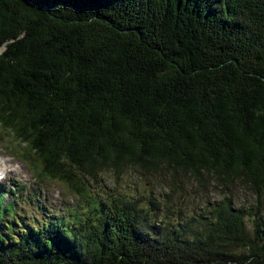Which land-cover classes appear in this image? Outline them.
<instances>
[{"label": "trees", "instance_id": "16d2710c", "mask_svg": "<svg viewBox=\"0 0 264 264\" xmlns=\"http://www.w3.org/2000/svg\"><path fill=\"white\" fill-rule=\"evenodd\" d=\"M0 129L68 185L129 167L166 182L10 222L0 264H264V0H0ZM207 176L256 203L201 196L167 221L141 205Z\"/></svg>", "mask_w": 264, "mask_h": 264}, {"label": "rangeland", "instance_id": "374dc122", "mask_svg": "<svg viewBox=\"0 0 264 264\" xmlns=\"http://www.w3.org/2000/svg\"><path fill=\"white\" fill-rule=\"evenodd\" d=\"M11 138V133L0 129V155H6L8 144L12 147V152L14 153H17V150L19 152L23 150L22 142H16V145H14L10 140ZM3 159H11L5 165L8 168H15L16 172L21 174V177L18 179L19 183H9L8 187L13 188V191L8 194L7 199L4 200L5 202H1L0 232L8 231L7 224L10 222H14L18 226L27 222L33 225L45 222L53 213H58L59 217L64 218L68 214L73 216L78 211L76 216H79L80 213L86 210L85 198L100 207L103 204L109 205L111 197H117L119 193L127 194L130 198H133L139 195L145 196L151 191L154 193L164 192L162 187L166 183L162 181V187H159V177L152 174L150 176L142 174L139 168L129 167L123 170L122 173L100 172L98 182L86 177L83 180L87 182L86 187L83 183L68 185L59 181V176H55V178L41 176L42 178H38L34 171L27 164L19 161L17 157H0V163ZM183 179L188 184L193 185V187H189L182 192L179 199L170 195V199L165 200L163 196H160L159 201H156L155 204H148V201L144 198L141 200V205L147 207L150 212L158 205L160 206V212L158 215L152 214V219L167 221L164 213L169 211L171 213H168L170 219L175 220L178 204L181 205L184 211L191 213L197 209L201 196L218 200L229 193L232 195L236 205L243 204L247 207L256 203L255 196L251 190L238 180L230 186H224L212 177L207 176L204 185L198 186L189 178L183 177ZM32 199L33 202L31 201ZM8 201H13V205L7 204ZM41 204L47 205L45 212H41ZM260 205L264 213V196L261 197ZM172 211H175V213L172 214ZM74 219L75 217L72 220ZM245 219L246 227L251 231L249 222L251 217L247 216ZM50 222H54V219L52 218Z\"/></svg>", "mask_w": 264, "mask_h": 264}, {"label": "bare ground", "instance_id": "6f19581e", "mask_svg": "<svg viewBox=\"0 0 264 264\" xmlns=\"http://www.w3.org/2000/svg\"><path fill=\"white\" fill-rule=\"evenodd\" d=\"M5 164H6V162H5ZM5 164L1 166V170L5 171L6 180L14 183L16 180V177L19 176L20 173H17L15 168H8V166H6ZM4 186L7 187V182H4ZM31 201L33 202V199ZM40 209L42 210V212H45L47 209V205L41 204Z\"/></svg>", "mask_w": 264, "mask_h": 264}]
</instances>
